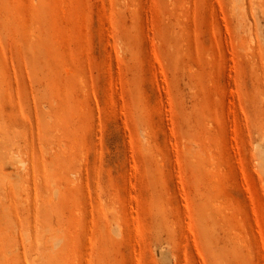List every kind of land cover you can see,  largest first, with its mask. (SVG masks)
I'll use <instances>...</instances> for the list:
<instances>
[{"label": "rangeland", "instance_id": "obj_1", "mask_svg": "<svg viewBox=\"0 0 264 264\" xmlns=\"http://www.w3.org/2000/svg\"><path fill=\"white\" fill-rule=\"evenodd\" d=\"M0 264H264V0H0Z\"/></svg>", "mask_w": 264, "mask_h": 264}, {"label": "bare ground", "instance_id": "obj_2", "mask_svg": "<svg viewBox=\"0 0 264 264\" xmlns=\"http://www.w3.org/2000/svg\"><path fill=\"white\" fill-rule=\"evenodd\" d=\"M12 159H14V158H12Z\"/></svg>", "mask_w": 264, "mask_h": 264}]
</instances>
